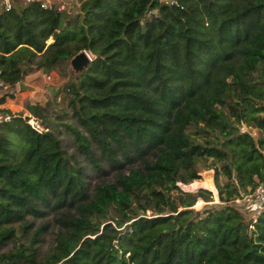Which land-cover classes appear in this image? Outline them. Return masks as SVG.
Masks as SVG:
<instances>
[{"label":"trees","instance_id":"trees-1","mask_svg":"<svg viewBox=\"0 0 264 264\" xmlns=\"http://www.w3.org/2000/svg\"><path fill=\"white\" fill-rule=\"evenodd\" d=\"M79 1L73 16L39 1L0 12L12 91L92 56L46 106L1 109L0 264H264V211L245 205L264 180V0ZM206 168L218 203L180 186ZM50 214L40 256L46 224L28 231Z\"/></svg>","mask_w":264,"mask_h":264},{"label":"rangeland","instance_id":"rangeland-1","mask_svg":"<svg viewBox=\"0 0 264 264\" xmlns=\"http://www.w3.org/2000/svg\"><path fill=\"white\" fill-rule=\"evenodd\" d=\"M43 1L46 6H52L60 11H62L64 14L68 16H73L80 5L79 0H41ZM55 38V37H54ZM53 38V39H54ZM53 39H49L48 43L53 41ZM88 53V52H87ZM89 54V53H88ZM89 56L92 58L91 54ZM70 64V61H65L57 66H55L53 69L49 70L48 72H45L43 70H39L36 68H33L31 71H28L24 75V80L26 82H29L36 87L43 90V92H36L32 98H30V92L29 91H18L17 86L16 89L12 88H6L3 90H0V96L5 97V103L3 104V107L8 109L12 114H22L24 115L27 112V106L28 104L38 103L41 106L47 105V99L52 98L53 94L57 89H59V86L66 80L68 76V66ZM25 71V69H24ZM8 87V85L6 86ZM56 108L57 110H63L66 109L67 112L68 109V97L64 96V93L61 92L57 94L56 98ZM50 106V105H49ZM51 112V109H50ZM70 112V111H69ZM63 130V128H60ZM242 130H245L246 128L244 126L241 127ZM252 135L257 138L258 132L256 129H251ZM62 138L64 140V145L66 146V149L68 152L72 153L73 148L71 147V137L69 135H62ZM206 165H210L209 162ZM181 188L185 191H193L196 188L202 187L209 189L213 193V201L210 203H218V197H217V189L214 184V170L212 168H206L203 169L201 172V178L192 182L188 185H180ZM238 201V200H237ZM245 205L248 204V201L245 200ZM209 203V204H210ZM207 203L204 202L201 199H198L196 204L193 206L195 210H201L204 208V206ZM249 217L256 216L254 213L249 212ZM46 224V228L41 234V237L43 238L40 247H39V254L45 255L48 254L52 248L55 246V236L58 231L57 226L54 222V217L52 214L47 216L43 220H36L34 223L33 228H31L28 233L31 235L35 231V229L41 225ZM22 242H26L24 238H22ZM10 246H7L4 251H7L10 249Z\"/></svg>","mask_w":264,"mask_h":264},{"label":"built area","instance_id":"built-area-1","mask_svg":"<svg viewBox=\"0 0 264 264\" xmlns=\"http://www.w3.org/2000/svg\"><path fill=\"white\" fill-rule=\"evenodd\" d=\"M34 1H39L42 8L46 7V4L41 0H0V12L10 11L16 3L27 5ZM6 86L7 85L0 81V90L9 88V86ZM2 108H4L3 105H0V121L9 118L8 115H4L1 110ZM246 200L248 201L246 206L248 211L254 213L255 215L264 211V180L255 188L252 194L246 197ZM249 228L251 229L252 225H250Z\"/></svg>","mask_w":264,"mask_h":264},{"label":"water","instance_id":"water-1","mask_svg":"<svg viewBox=\"0 0 264 264\" xmlns=\"http://www.w3.org/2000/svg\"><path fill=\"white\" fill-rule=\"evenodd\" d=\"M153 12L155 13L156 10H154ZM90 61L91 57L89 56V54L85 50H82L70 59L71 70L76 76H78L86 69ZM22 71H24V67H22ZM17 90L29 91L30 98H32L36 92H43L42 89L36 87L35 85L29 82H26L24 79L20 80L17 83Z\"/></svg>","mask_w":264,"mask_h":264},{"label":"crops","instance_id":"crops-1","mask_svg":"<svg viewBox=\"0 0 264 264\" xmlns=\"http://www.w3.org/2000/svg\"><path fill=\"white\" fill-rule=\"evenodd\" d=\"M5 103V102H4Z\"/></svg>","mask_w":264,"mask_h":264}]
</instances>
